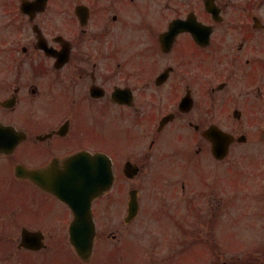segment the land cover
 Masks as SVG:
<instances>
[{"label": "flooded vegetation", "instance_id": "1", "mask_svg": "<svg viewBox=\"0 0 264 264\" xmlns=\"http://www.w3.org/2000/svg\"><path fill=\"white\" fill-rule=\"evenodd\" d=\"M257 1L0 0V264H122L177 159L155 190L188 216L187 169L222 162L205 132L246 144L254 88L264 99Z\"/></svg>", "mask_w": 264, "mask_h": 264}, {"label": "rangeland", "instance_id": "2", "mask_svg": "<svg viewBox=\"0 0 264 264\" xmlns=\"http://www.w3.org/2000/svg\"><path fill=\"white\" fill-rule=\"evenodd\" d=\"M256 9L264 18V0L256 2ZM257 80L260 84L261 77L258 75ZM253 86L256 87L255 84ZM253 93L248 105L251 109L248 110L247 144L238 146L230 162L221 164V167L204 163L197 169L186 168L191 183L201 176L208 178L212 186H224L223 180L240 177L243 185H235L243 187L234 195V201L230 202V194L221 191L216 196L217 200L214 196L200 197L197 201L201 205L200 215L189 218L178 200L176 204L161 203L158 190H155H168L176 182V177L168 175L166 181L150 185L152 196L143 204L138 225H133L124 233L125 240L134 241L140 253L135 256L139 252L138 247L128 246L122 264H131L129 257L133 258L134 264H178L181 256L188 251L184 264H250L251 259H254L253 264H264V99L258 98L256 88ZM167 166V170H174L180 168L181 162L170 161ZM204 208H209V214H201ZM160 210L171 212L173 218L164 217ZM217 211L221 216H215ZM181 219L188 221L194 231L188 233L182 229ZM210 221L217 223L215 235ZM66 261V264H74L72 258ZM62 264H65L63 260Z\"/></svg>", "mask_w": 264, "mask_h": 264}, {"label": "water", "instance_id": "3", "mask_svg": "<svg viewBox=\"0 0 264 264\" xmlns=\"http://www.w3.org/2000/svg\"><path fill=\"white\" fill-rule=\"evenodd\" d=\"M225 148H226V146H223V145L220 147V152L219 153L221 155L225 154V152H226ZM72 206L75 207L74 205H72ZM92 228L94 229V226H92Z\"/></svg>", "mask_w": 264, "mask_h": 264}]
</instances>
